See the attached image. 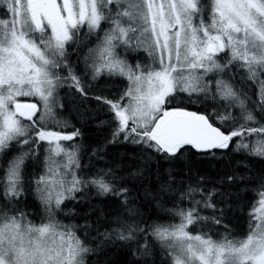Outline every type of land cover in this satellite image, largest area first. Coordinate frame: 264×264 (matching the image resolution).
Segmentation results:
<instances>
[{
  "label": "snow or ice",
  "instance_id": "6c2138e0",
  "mask_svg": "<svg viewBox=\"0 0 264 264\" xmlns=\"http://www.w3.org/2000/svg\"><path fill=\"white\" fill-rule=\"evenodd\" d=\"M0 264H264V0H0Z\"/></svg>",
  "mask_w": 264,
  "mask_h": 264
},
{
  "label": "trees",
  "instance_id": "16d2710c",
  "mask_svg": "<svg viewBox=\"0 0 264 264\" xmlns=\"http://www.w3.org/2000/svg\"><path fill=\"white\" fill-rule=\"evenodd\" d=\"M111 87V86H109ZM78 102V101H77ZM71 105L72 107L70 108L69 107V111L68 112H71L72 115L74 116L75 115V111H74V104L71 102ZM194 110V108H193ZM103 118V117H101ZM73 123H76L75 120L72 121ZM78 126H81L85 132V136L89 139V140H94L96 138L99 137L100 133L96 130L94 124L92 123H88V124H83V125H78ZM257 166H259V164L257 163Z\"/></svg>",
  "mask_w": 264,
  "mask_h": 264
},
{
  "label": "rangeland",
  "instance_id": "374dc122",
  "mask_svg": "<svg viewBox=\"0 0 264 264\" xmlns=\"http://www.w3.org/2000/svg\"><path fill=\"white\" fill-rule=\"evenodd\" d=\"M61 95H63V92L61 93ZM26 99V98H25ZM69 107L71 108V98H69V103H68V111H69ZM65 115H68V112L65 113Z\"/></svg>",
  "mask_w": 264,
  "mask_h": 264
}]
</instances>
